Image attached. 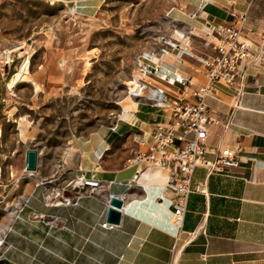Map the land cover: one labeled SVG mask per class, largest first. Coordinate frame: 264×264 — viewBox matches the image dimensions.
<instances>
[{
  "label": "crops",
  "instance_id": "obj_1",
  "mask_svg": "<svg viewBox=\"0 0 264 264\" xmlns=\"http://www.w3.org/2000/svg\"><path fill=\"white\" fill-rule=\"evenodd\" d=\"M53 1L90 13L102 0ZM195 9L199 17L190 18ZM231 10L245 12L247 37L264 41V0H178L171 17L174 27L197 32L205 20L230 21ZM196 38L191 47L197 54L202 48ZM171 56L160 62L162 70L203 82L202 66L194 58L175 61ZM242 83L240 96L216 84L205 98L217 119L207 127L205 157L212 160L215 150L224 147L237 149L238 165L226 172L193 169L190 186L202 183L204 191L188 194L179 228L171 222L168 171L125 162L147 150L155 124L168 121L169 113L129 98L131 105L116 128L131 145L117 151L93 136L77 148L73 178L32 176L16 213L0 219V264H264V63L248 65ZM75 178L87 181L77 189L75 202L56 203L54 192L75 193ZM112 195L123 199L116 224L106 222Z\"/></svg>",
  "mask_w": 264,
  "mask_h": 264
},
{
  "label": "rangeland",
  "instance_id": "obj_2",
  "mask_svg": "<svg viewBox=\"0 0 264 264\" xmlns=\"http://www.w3.org/2000/svg\"><path fill=\"white\" fill-rule=\"evenodd\" d=\"M177 1L102 0L86 13L53 0H0V219L18 209L32 176L73 178L82 141L131 145L116 128L132 102L125 84L171 34ZM27 149L37 152L31 173Z\"/></svg>",
  "mask_w": 264,
  "mask_h": 264
},
{
  "label": "built area",
  "instance_id": "obj_3",
  "mask_svg": "<svg viewBox=\"0 0 264 264\" xmlns=\"http://www.w3.org/2000/svg\"><path fill=\"white\" fill-rule=\"evenodd\" d=\"M200 1L204 3L207 0ZM188 16L198 18V10L191 11ZM231 17L230 21L222 23L205 20L197 32L174 27L175 19L170 17L174 27L171 34L161 35L160 44L142 54L136 66V75L125 84L127 97L148 102L169 113L168 121L155 124L147 150L134 152L125 162L168 171L165 189L171 194V222L177 228L180 227L188 194L204 191L202 183L190 186L193 169L203 166L209 173L226 172L238 165L237 149L224 147L215 150L212 160L205 157L207 127L217 122L205 98L214 91L216 84L232 87L238 96L242 95L245 68L250 64L264 63V41L255 42L244 34L245 12L231 10ZM195 36L197 45L202 48V52L197 54L191 47ZM169 53L175 61H180L183 56L194 58L202 66L203 82L194 83L190 77L177 71L162 70L160 62ZM1 59L3 63L10 64L13 61L11 51H2ZM154 81L162 82L164 86ZM236 105L238 107V103ZM84 183L87 181L75 178L71 182V190L75 193L70 197L54 192L59 198L56 203H74L77 189ZM88 183L92 187L97 184ZM11 213H16V209ZM188 236H193V232H189ZM2 245L3 238L0 237V247Z\"/></svg>",
  "mask_w": 264,
  "mask_h": 264
},
{
  "label": "water",
  "instance_id": "obj_4",
  "mask_svg": "<svg viewBox=\"0 0 264 264\" xmlns=\"http://www.w3.org/2000/svg\"><path fill=\"white\" fill-rule=\"evenodd\" d=\"M37 152L35 149L25 151L24 169L33 172L36 168ZM106 222L116 224L119 221L121 210L123 208V199L118 196H110L107 200Z\"/></svg>",
  "mask_w": 264,
  "mask_h": 264
},
{
  "label": "bare ground",
  "instance_id": "obj_5",
  "mask_svg": "<svg viewBox=\"0 0 264 264\" xmlns=\"http://www.w3.org/2000/svg\"><path fill=\"white\" fill-rule=\"evenodd\" d=\"M16 48H17V47H16ZM14 49H15V48H14ZM14 49H13V50H14ZM13 50H12V51H13ZM133 104H134V103H133ZM130 113H131V112H130ZM28 172H29V171H28ZM30 173H31V172H30Z\"/></svg>",
  "mask_w": 264,
  "mask_h": 264
}]
</instances>
